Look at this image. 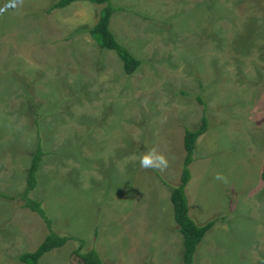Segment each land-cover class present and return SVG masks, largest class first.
<instances>
[{"label":"rangeland","instance_id":"374dc122","mask_svg":"<svg viewBox=\"0 0 264 264\" xmlns=\"http://www.w3.org/2000/svg\"><path fill=\"white\" fill-rule=\"evenodd\" d=\"M53 1L0 0V192L24 185L40 141V174L79 195L60 204L98 214L87 242L51 222L58 235L82 240L102 264H183L159 177L178 183L184 128L205 113L185 194L198 224L218 220L195 264H264V0H110L123 9L112 32L142 62L129 77L86 32L102 6L47 13ZM151 149L166 168L140 167ZM21 205L0 199V264H21L47 235ZM67 243L40 264H78Z\"/></svg>","mask_w":264,"mask_h":264},{"label":"trees","instance_id":"16d2710c","mask_svg":"<svg viewBox=\"0 0 264 264\" xmlns=\"http://www.w3.org/2000/svg\"><path fill=\"white\" fill-rule=\"evenodd\" d=\"M75 2H89L102 6L101 12L96 23L86 32L91 37L101 51L114 52L122 64V70L126 77L132 75L142 64L129 51V47L123 44L114 35L110 29V19L117 13L123 11L122 8L114 6L110 0H54L47 13L56 9H63ZM202 104L201 100H198ZM208 119L205 113L200 120V126L196 130L184 128L182 145L184 157L182 160L180 177L177 184H171L162 178L159 179L164 186L170 188L169 200L172 207L173 220L177 226L178 233L182 238V255L183 264H195L194 255L197 247L203 240L205 234L211 229L218 219L213 218L203 224H198L190 215L188 209V201L185 194L191 174L189 166L194 160V151L197 140L203 136L208 130ZM45 153L42 150L40 141L37 143L36 150L32 156L30 166L27 172L25 191L14 197L0 196V199L16 200L22 202L21 208L34 213L44 224L47 235L39 246L33 251L20 255L19 262L22 264H38L39 259L47 252L64 246L67 242L76 243L75 249L72 251V257L78 259V264H102V261L95 249L84 250V242L75 237L58 235L52 228L51 220L42 207V201L30 198V193L36 188L37 179L36 171L40 165V160ZM261 180L264 183V169L261 173Z\"/></svg>","mask_w":264,"mask_h":264},{"label":"crops","instance_id":"0c3cea01","mask_svg":"<svg viewBox=\"0 0 264 264\" xmlns=\"http://www.w3.org/2000/svg\"><path fill=\"white\" fill-rule=\"evenodd\" d=\"M118 13H115L111 17L110 23H111L112 18L117 17ZM109 25H110V29H111V24H109ZM44 157L45 156H42V158L40 160V165L36 171L37 185H36V188L34 190H35V197L42 201L43 208L47 212L48 217L50 218L51 222H53L54 227L57 228L58 230L65 231L67 234L81 237V239H83L85 242H87L88 237H90L91 235H93V237H95V235L96 236L99 235L98 234V228H97V220H98V214L97 213L93 212L92 215L89 214V217L85 216L83 214H81L80 216H77V215H74L75 214L74 212L68 213L70 208L68 209V207H67L68 205H66L65 202H63V205L60 204V203H62L61 202L62 200H60L62 198L69 200L70 204H73V200L78 199L79 195L73 193L72 190H70L71 187L69 188V187H61L60 186L59 188H57L58 184H57L56 176H52L53 178L51 177L50 178L51 181H50V179L47 180V177H44L40 174V170L42 168L41 165H42V161H44L43 160ZM29 166H30V164L28 165L25 172L22 173L23 174V177H22L23 180L21 179V181L23 182L24 185L19 188L20 190H17L16 188L12 187L7 192L8 194L4 193V192H0V196H10V194H14L17 196V195L22 194L25 191V189H26V178H27V172H28ZM53 169H55V168H53ZM79 187L85 188L83 186V184H82V186L78 185V186L73 187V188H79ZM68 214H70V216H68ZM20 217H22V216H20ZM8 241H9V239L7 240V242ZM7 242H1L0 241V246L2 244H4V246L7 247ZM40 243H38L36 246L38 247ZM32 245H29V248ZM66 245L68 246V243H66L64 246H62L60 248H55V249L45 253L39 259L38 264H40V261H42V259L48 257L47 256L48 254L52 255V252L64 249L66 247ZM33 251H34V249H28L27 251H25V253L33 252ZM97 253H99V252L97 251Z\"/></svg>","mask_w":264,"mask_h":264},{"label":"clouds","instance_id":"9594fccd","mask_svg":"<svg viewBox=\"0 0 264 264\" xmlns=\"http://www.w3.org/2000/svg\"><path fill=\"white\" fill-rule=\"evenodd\" d=\"M141 168H159L163 169L167 167V160L163 155L156 153L155 149L147 151L140 157Z\"/></svg>","mask_w":264,"mask_h":264}]
</instances>
